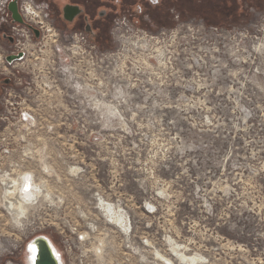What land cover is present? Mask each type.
<instances>
[{"label": "rangeland", "instance_id": "obj_1", "mask_svg": "<svg viewBox=\"0 0 264 264\" xmlns=\"http://www.w3.org/2000/svg\"><path fill=\"white\" fill-rule=\"evenodd\" d=\"M38 1L54 31L7 73L36 113L16 133L44 197L17 219L0 202V264H25L37 235L62 251L72 222L101 230L88 264L131 246L129 264H264V0ZM69 3L103 27L65 23Z\"/></svg>", "mask_w": 264, "mask_h": 264}, {"label": "built area", "instance_id": "obj_2", "mask_svg": "<svg viewBox=\"0 0 264 264\" xmlns=\"http://www.w3.org/2000/svg\"><path fill=\"white\" fill-rule=\"evenodd\" d=\"M11 1L0 0V26L7 28L10 33L18 38V42L13 48L24 52L26 46L31 44L34 37L33 28L39 29L42 35L45 31H54L50 19L49 5L44 1L38 0H18L19 12L25 21L24 24H21L13 21L12 13L9 9ZM50 35L51 41L57 40L56 37L53 38L52 36H58V34L52 33ZM72 38H80L86 44L88 41L82 33H76L67 39L71 40ZM87 45L89 46V44ZM8 53H10V50H3V54H1L3 60L0 63V81H3L5 77L13 79L9 84H0V202L4 204L3 208L7 214L13 217V212L5 207L6 202L9 200L12 202L22 200L28 207L35 206L44 197L45 182L41 180L40 173L30 164L33 157L29 158L27 150L19 146V134L16 133L18 125L16 124L23 123L24 126L29 128L30 125L36 122V113L26 104V99L19 101L20 92L18 90L20 88L14 86L17 82L9 75L11 71L7 69L8 66L5 67L4 63ZM20 61L24 60L14 62V65L10 67L17 66ZM38 188L40 193L36 197L34 193L38 191ZM100 234L101 230L95 222H88L84 225L80 222L70 223L63 231V240L66 248L58 252L62 264H88L83 259L84 254L86 255L84 246H93L96 242L98 249L96 250V247H92L93 249L87 250L89 255L101 256L104 254L105 244L102 243L103 240ZM27 251L30 254L28 248ZM141 251L139 248L131 246L130 251L123 253V258L116 264L131 263V260L140 254ZM72 254H75L76 258H73ZM27 264H33L32 260Z\"/></svg>", "mask_w": 264, "mask_h": 264}, {"label": "water", "instance_id": "obj_3", "mask_svg": "<svg viewBox=\"0 0 264 264\" xmlns=\"http://www.w3.org/2000/svg\"><path fill=\"white\" fill-rule=\"evenodd\" d=\"M9 9L12 13V18L14 22H18L24 24L25 21L22 18L19 8H18V0H12L9 4ZM83 11L82 8L78 4H67L65 5L63 12L64 18L66 20L72 21L77 15H79ZM30 27H32L30 25ZM33 28V27H32ZM37 36L39 35V31L36 28H33ZM22 53H19L16 56L9 55L7 60L12 62V60L20 58ZM27 248L30 251V258L33 264H62L60 256L51 246L49 238L46 235H37L32 238L28 244Z\"/></svg>", "mask_w": 264, "mask_h": 264}, {"label": "flooded vegetation", "instance_id": "obj_4", "mask_svg": "<svg viewBox=\"0 0 264 264\" xmlns=\"http://www.w3.org/2000/svg\"><path fill=\"white\" fill-rule=\"evenodd\" d=\"M150 1L153 2V0H150ZM155 1L158 2V0H155ZM109 3L110 2L108 1V4ZM70 4H72V3H70ZM74 4H78L80 6V8L83 9V11L79 15H77L72 21L66 20L64 18V12H63V9H64L65 5H67V4H65V5L62 6V10H61L62 11V16L64 18L63 20L65 21V23L72 24L71 27H73V28L74 27H84L86 32L89 33V35L93 36L94 33L96 32L95 29L100 30L103 27V26L98 27L95 24L97 23L96 21H98L99 19H101V18L105 19L104 17L107 15L105 10L103 9L101 12H99V14L97 16L92 18L91 15L87 12V9H86L85 5H82L81 3H74ZM139 6L141 7V5H139ZM141 9H142V7H141ZM104 21H103V23H105ZM103 23L101 25H103ZM38 31H39V35L38 36L35 33V31H34V37L35 38H39L42 35V32L39 29H38ZM0 41H5L7 43V49L10 50V53H8L6 55V58H5V61H4L5 67L13 66L14 62L26 59V52H23L22 50H17L15 48H13V46L18 42V38H16L12 33H10L7 28L2 27V26H0ZM19 53H22L20 58L14 59V60H12V62H9L7 60V57L9 55L16 56ZM0 57H2L1 58V62H0V63H2L3 56L0 55ZM12 80H13L12 78L5 77V78H3V81L1 80L2 82L0 81V84H9V83L12 82Z\"/></svg>", "mask_w": 264, "mask_h": 264}, {"label": "bare ground", "instance_id": "obj_5", "mask_svg": "<svg viewBox=\"0 0 264 264\" xmlns=\"http://www.w3.org/2000/svg\"><path fill=\"white\" fill-rule=\"evenodd\" d=\"M73 50L76 51L77 47H74ZM1 58L2 57H0V62H1ZM63 69H64V71H67V72L72 71L71 70L72 69L71 65L67 64V63H64ZM62 73H64V72H62ZM38 190H39V188H38ZM38 193H39L38 191L36 193H34L36 195V197L38 196ZM5 205H6L5 207L9 211L13 212V217L14 218L15 217L19 218L21 213L20 214H18V213L22 212V211H23L22 213H24L25 209H26V205H25V203L22 200H20V201L18 200V202L17 201L16 202H14V201L12 202V201L9 200L8 202H6ZM101 205H102V207L104 209H106V211H108L109 216L111 217V219L113 220L114 223H117L120 226H123L125 228L128 226V219L122 214V212L117 211L115 208H113V206L111 204H109L108 202H106L104 200H103V203ZM14 207H15L16 211L13 210ZM15 219H17V218H15ZM49 241H50L51 246L54 249V251L58 253L59 249L56 246V244L53 242V240L51 238H49ZM27 255H28V257H27V261H26L25 264L30 263V260H31L30 254H29L28 251H27ZM161 257H163V256L161 255ZM166 259L168 260L169 258H166ZM166 264H168V263H166Z\"/></svg>", "mask_w": 264, "mask_h": 264}]
</instances>
